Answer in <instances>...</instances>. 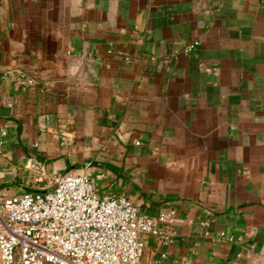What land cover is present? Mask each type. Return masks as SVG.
<instances>
[{
    "label": "crops",
    "instance_id": "0c3cea01",
    "mask_svg": "<svg viewBox=\"0 0 264 264\" xmlns=\"http://www.w3.org/2000/svg\"><path fill=\"white\" fill-rule=\"evenodd\" d=\"M0 138V198L89 172L142 264H264V0H0Z\"/></svg>",
    "mask_w": 264,
    "mask_h": 264
},
{
    "label": "built area",
    "instance_id": "2783aa9c",
    "mask_svg": "<svg viewBox=\"0 0 264 264\" xmlns=\"http://www.w3.org/2000/svg\"><path fill=\"white\" fill-rule=\"evenodd\" d=\"M163 220L142 214L125 196H99L89 172L68 173L53 189L0 198V264H142L143 235L174 244ZM166 257L163 251L154 263Z\"/></svg>",
    "mask_w": 264,
    "mask_h": 264
},
{
    "label": "rangeland",
    "instance_id": "374dc122",
    "mask_svg": "<svg viewBox=\"0 0 264 264\" xmlns=\"http://www.w3.org/2000/svg\"><path fill=\"white\" fill-rule=\"evenodd\" d=\"M2 198V197H1Z\"/></svg>",
    "mask_w": 264,
    "mask_h": 264
}]
</instances>
